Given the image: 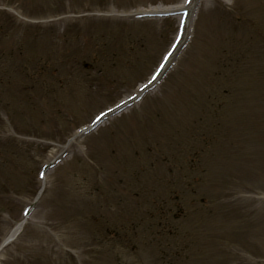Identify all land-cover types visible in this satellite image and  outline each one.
<instances>
[{"label": "rangeland", "instance_id": "obj_1", "mask_svg": "<svg viewBox=\"0 0 264 264\" xmlns=\"http://www.w3.org/2000/svg\"><path fill=\"white\" fill-rule=\"evenodd\" d=\"M182 4L0 0V242L33 202L0 264H264V0H194L161 83L76 134L172 40L131 11Z\"/></svg>", "mask_w": 264, "mask_h": 264}, {"label": "bare ground", "instance_id": "obj_2", "mask_svg": "<svg viewBox=\"0 0 264 264\" xmlns=\"http://www.w3.org/2000/svg\"><path fill=\"white\" fill-rule=\"evenodd\" d=\"M20 228H21V224L19 223L10 231V233L7 235V238L5 240L7 241L11 237H13L16 234V232H18L20 230Z\"/></svg>", "mask_w": 264, "mask_h": 264}, {"label": "snow or ice", "instance_id": "obj_3", "mask_svg": "<svg viewBox=\"0 0 264 264\" xmlns=\"http://www.w3.org/2000/svg\"><path fill=\"white\" fill-rule=\"evenodd\" d=\"M153 79H155V77H153ZM103 115V114H102ZM97 119H99V117H97ZM41 175H43V173H41Z\"/></svg>", "mask_w": 264, "mask_h": 264}]
</instances>
